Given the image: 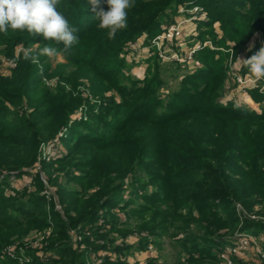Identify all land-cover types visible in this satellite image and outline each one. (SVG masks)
Masks as SVG:
<instances>
[{
	"label": "trees",
	"instance_id": "16d2710c",
	"mask_svg": "<svg viewBox=\"0 0 264 264\" xmlns=\"http://www.w3.org/2000/svg\"><path fill=\"white\" fill-rule=\"evenodd\" d=\"M188 3L201 5L208 13L199 26L200 40L209 34L219 44L227 38L234 41V59L240 57L238 51L248 58L264 44L263 39L248 50L257 31L264 36V0H134L127 28L115 39H108L107 30L99 29L94 18L96 11L108 10L107 0H100L95 11L90 0H59L57 10L78 29L79 43L71 54H62L66 61L56 68L58 77L75 86L78 79L89 81L91 95L76 90L75 97L61 83L48 86L44 77L50 78V68L40 74L23 55L9 75L0 73V174H5L0 179V264H85L71 230L89 227L109 234L131 226V217L140 220L137 231L146 234L137 243L141 250L163 244L157 239H173L184 258L181 264L216 260L214 249L237 232L264 228L248 214L255 203L264 202V105L257 113L233 101H220L227 77L224 60L230 52L199 51L201 64L166 99L159 92L160 64L154 66L156 73L151 65L143 80L115 75L127 41L143 32L155 36L162 24L175 21L178 7ZM217 22L221 40L216 39ZM21 42L41 48L48 43L26 31L0 34V44ZM48 58L40 56V61ZM240 71L249 74L243 65ZM100 86L116 91L121 100L104 97L93 106L91 99L100 95L96 92ZM250 91L256 100L264 99L261 91ZM81 107H87V119H73ZM43 146L55 150L51 161L40 160ZM39 161L63 212L41 193L45 184L35 172ZM11 173L35 174L36 189L12 186ZM146 178L154 184L152 190H146V182L140 184ZM84 181L88 182L81 188L70 186ZM118 209L133 214L123 218ZM33 230L51 234L45 244L26 248L31 261L7 257L6 246ZM133 247L125 244L116 250L125 255ZM105 262L127 264L111 256ZM146 264L161 263L151 257Z\"/></svg>",
	"mask_w": 264,
	"mask_h": 264
},
{
	"label": "rangeland",
	"instance_id": "374dc122",
	"mask_svg": "<svg viewBox=\"0 0 264 264\" xmlns=\"http://www.w3.org/2000/svg\"><path fill=\"white\" fill-rule=\"evenodd\" d=\"M195 7H202L198 4L188 3V5H180L178 7V14L176 15V19L172 23H164L162 24V30L161 32L156 33L155 36H151L148 32L139 33L136 35L137 37L133 38L132 40H129L126 42L123 51L120 54L121 63L119 70L115 73L116 77L123 78L125 77H133L137 78L139 80H143L146 75L149 74L151 69L156 73L157 71V64H160L162 66V80L163 83L159 85V92L162 97L165 98L166 95H169L171 92L176 91L180 88V82L187 74H191L196 69L197 65H200L201 61L197 58L198 52L209 48L210 50L218 53V52H224L228 53L230 52V58H226L224 60V68L227 70V77L224 81V89H223V95L220 98V101L229 102L233 101L236 102L242 106L248 107V108H259L262 110V105H264V99L262 101L256 100L255 97L251 94L252 91L257 89L260 91V89L264 85V81L259 82L258 86L255 88H241L238 83V75L239 77L243 76L240 69H237L236 66L239 65L238 59L233 58L234 51L236 50V43L232 40L224 39L226 41L223 44H219L215 42V39H213L209 34L206 35L205 39L203 41L199 38V33L202 30L200 24L204 23L201 20L198 22L191 20L193 15L199 16V12L197 13H191L192 9ZM207 13V11L205 10ZM208 16V13H207ZM181 24V27H183L180 36L165 39L161 36H164V33L167 31L166 28L169 27L172 24ZM214 30L216 33V39L221 40L223 37V33L220 27V22H217L214 24ZM213 30V29H212ZM137 34V33H136ZM264 39L263 33L257 31V33L251 38L249 41L248 46L254 45L255 48L257 45ZM208 44L204 46V43ZM46 43H44L45 45ZM227 45V46H225ZM42 45L32 43L28 46H25L24 43H19L14 46L2 43L0 44V73L4 75H9L17 66L18 60L21 55H23V49L24 48H31L33 50V53H36L38 49L41 48ZM198 46H202L200 49L196 50L193 54V59L189 60L190 62H179L176 59H172L173 54H178L180 59H186L190 52L194 50L195 48H198ZM244 52L238 51V56H241ZM199 58H201L199 56ZM66 59L61 54L57 57L48 58L47 61L43 62L40 61V63L43 65V68H50V78L47 76L44 77V82L48 86H56L57 83H61L65 88L68 90H72L73 95L76 97L78 90L81 91L82 94L85 96L91 95L90 93V87H89V81L85 79H78L77 82H80L79 85L75 84H68L64 83L61 78L58 77V69L61 63H64ZM180 64V65H179ZM152 65V68L150 69ZM56 68H58L56 70ZM62 68V65H61ZM114 75V76H115ZM246 75V74H245ZM161 80V79H160ZM76 89H73L74 87ZM103 86H100L98 90L96 89L97 94L100 95L96 96V98L91 99L93 106H98V104L103 102L104 97H107L109 101L115 100L120 101L121 96L116 91H103ZM260 106V107H259ZM87 110V107H81L78 109V111L75 113L81 120V119H87V115L84 113ZM82 115V116H81ZM74 118V116H73ZM75 119V118H74ZM95 130L102 131V127H94ZM42 155L40 157L41 159H46L47 161H51V157L55 154V150L52 146H46L42 147ZM53 158V157H52ZM42 164L37 163V169L35 172H38L40 175V182L42 184H45V189L41 191V193L46 194L47 201L51 198L56 202V208L63 212L62 206L59 203L58 193L55 191V187L51 185L46 176L45 173L41 169ZM37 173V175H38ZM81 174V173H80ZM7 175V174H6ZM10 178L8 179L9 183H11L12 186L16 188H23L25 186L32 187L34 189V183H35V174H23L22 176L17 175L16 173L9 174ZM246 175H244L245 177ZM5 174H0V179L4 178ZM88 181H84L81 183H72L70 186H74L75 188H81L82 185L86 184ZM140 184H143V182H146V190H152L154 187V184L149 182V179H142L140 181ZM33 184V185H32ZM143 187V185H141ZM36 189V188H35ZM34 189V190H35ZM9 194H14V191H12L9 188H6L5 190ZM143 200V199H142ZM240 210H243V207L238 204L237 205ZM133 207V206H132ZM113 212V211H112ZM118 214H121V216L124 218L123 215L131 216L133 212H130L128 210L121 211L120 209L116 210ZM126 212V214L124 213ZM249 217L252 220H255L260 223H264V202L262 203H255L254 204V211L252 213H248ZM127 219V218H126ZM134 218L131 217L128 219L131 226H120L119 229H116L112 231L109 234H105V231L98 230L97 232L90 231L89 233L84 234L81 232L80 227L73 228V230L81 235L83 237V241L89 248H94L96 250L104 249L106 247L109 249L113 254H116L118 258L125 261L127 264H144L146 260L149 259L148 254L150 253V245L153 246V250L155 251L152 257H156L158 259V263L161 264H181L184 261V258L179 255L180 249L175 243V240L170 238H160L157 239L161 241L163 244L153 245L149 244L146 249L141 250L140 245L137 244L142 237H146L145 233H139L137 231V225L139 224V219L133 220ZM102 222V221H101ZM247 235L250 236V238L255 239L257 242V246L263 248L264 252V228L263 227H255L251 228L245 231ZM51 234V231H41V230H33L29 234L22 236L21 238H15L10 245L6 246L4 249V253L7 257L16 260L20 263L30 262L32 256L27 254V249L29 246H36L38 247L39 244H45L47 242L48 236ZM100 234V236H98ZM102 235L106 236V240L103 238ZM158 238V237H157ZM33 244V245H31ZM73 244L75 245L76 249L83 253L84 262L87 263L88 260H90V255L87 254L86 251L81 250L78 246H76L75 241H73ZM125 244H131L134 245L133 249L130 250V252L126 253L125 255L121 252L117 251L116 248L123 247ZM226 244H231L230 241ZM220 246V245H219ZM257 246H252L246 248L247 250L243 251L240 256L237 257L238 260L236 262L238 264H264L261 259V255L258 252ZM12 247L14 249V252H16V255L14 257L9 256V248ZM222 247V245L220 246ZM219 247V248H220ZM219 248L214 249L213 251L216 254L217 259L216 260H205L203 263L200 264H224L223 261H221L218 256L220 253ZM119 252V253H118ZM147 255V256H146ZM180 256L183 258H180ZM147 262V261H146ZM106 264V262L104 263Z\"/></svg>",
	"mask_w": 264,
	"mask_h": 264
},
{
	"label": "clouds",
	"instance_id": "9594fccd",
	"mask_svg": "<svg viewBox=\"0 0 264 264\" xmlns=\"http://www.w3.org/2000/svg\"><path fill=\"white\" fill-rule=\"evenodd\" d=\"M59 0H0V34L9 31L27 32L30 37L41 36L48 43L34 55L31 48L23 49V58L36 64L43 73L40 56L49 58L61 54H71L74 45L79 43L78 29L70 26L66 17L57 10ZM93 10L100 0H90ZM108 10L96 11L95 19L99 29L107 30L108 39H115L116 34L127 28L128 9L135 6L134 0H107ZM52 45H63L58 49ZM254 45L249 46L251 51ZM240 63L247 68L255 81H264V44L248 58H240ZM264 93V87L260 89Z\"/></svg>",
	"mask_w": 264,
	"mask_h": 264
},
{
	"label": "built area",
	"instance_id": "2783aa9c",
	"mask_svg": "<svg viewBox=\"0 0 264 264\" xmlns=\"http://www.w3.org/2000/svg\"><path fill=\"white\" fill-rule=\"evenodd\" d=\"M192 14L193 13H197L199 12V16L197 15H193L192 18H190L191 20H194L196 22H198L199 20L204 21L208 19L207 13L205 12V10L203 9V7H195L194 9L191 10ZM183 27H181V24H172L169 27L166 28V32L164 33V36H161L165 39H169V38H174L180 36L181 31H182ZM208 44L204 43V46H206ZM202 46H198V48H195L194 50H192L189 54V56L186 59H180V57L178 56V54H173L172 59H176L179 62H190L189 60L193 59V54L195 53L196 50L200 49ZM236 77H238V83L240 85L241 88H255L258 86L259 82L255 81L254 78H252L250 76V74H246L243 75L241 77H239L238 75H236ZM264 87V85H263ZM252 110L256 111L257 113H262V110L259 108H251ZM82 116V115H81ZM75 119H80L77 115H74ZM73 118V119H74ZM89 227H86L84 230H81L80 233H89L90 232ZM71 234L73 236V241H75L76 246H78L81 250H84L87 252V254L90 255V260L87 261L86 264H104L106 259L111 256L112 259L114 261L118 260V257L116 254H113L109 249L107 248H102L100 250H96L95 248H89V246H87L85 244V242L83 241V237L79 234H77L73 229L71 230ZM231 244H225L222 247L219 248L220 253L218 258L224 262V264H238L236 262L237 257L241 255V253L245 250H247L246 248L248 247H252V246H257V242L255 241V239L250 238L249 235H247L245 233V231H239L237 232L234 237L230 240ZM150 253L148 254L149 258H151L154 254V248L152 245H150ZM258 252L261 255V257H263V259H261V261L264 263V252H263V248H261L260 246L258 247ZM16 255V252H14V249L12 247L9 248V256L14 257ZM147 261V260H146ZM146 261H144L146 264Z\"/></svg>",
	"mask_w": 264,
	"mask_h": 264
},
{
	"label": "crops",
	"instance_id": "0c3cea01",
	"mask_svg": "<svg viewBox=\"0 0 264 264\" xmlns=\"http://www.w3.org/2000/svg\"><path fill=\"white\" fill-rule=\"evenodd\" d=\"M240 58H245V54H242L240 57H239V59H238V62H239V65L238 66H236V68L237 69H240L241 68V63H240ZM260 107V106H259ZM147 256V255H146Z\"/></svg>",
	"mask_w": 264,
	"mask_h": 264
}]
</instances>
